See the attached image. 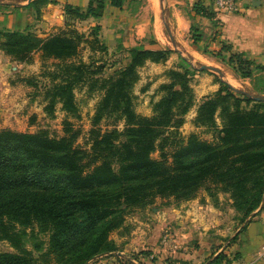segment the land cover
Returning a JSON list of instances; mask_svg holds the SVG:
<instances>
[{"label":"trees","instance_id":"obj_1","mask_svg":"<svg viewBox=\"0 0 264 264\" xmlns=\"http://www.w3.org/2000/svg\"><path fill=\"white\" fill-rule=\"evenodd\" d=\"M48 1L35 0L27 6L34 7L38 17L40 7ZM107 1L122 8L126 2L138 0H90L85 9L67 5V26L100 19ZM195 11L210 19L216 16L200 3ZM93 30L97 36L101 27ZM1 31L5 38L1 49L19 62L28 61L34 52L54 59L71 58L77 54L81 38L78 29L67 34L62 30L46 39L34 34L30 27L24 31ZM192 38L194 43L202 40V33L195 25ZM170 54V49L161 47L130 48L128 63L102 81L105 94L93 125L100 124L106 114L116 113L125 121V129L104 133L100 129L91 130L89 153L76 146L78 133L68 128L67 135L59 139L50 137L47 131L0 132V234L21 252H0V264H35L32 253L23 248L24 232H17L16 224L31 228L37 223L42 233H50L49 253L60 263L86 264L117 250L109 234L123 224L122 206H144L157 196L190 201L210 183L215 186L207 187L211 197L217 193L230 196L233 209L241 216V224L264 209V101L240 95L221 80L220 90L200 105L196 119L198 125L215 128V116L221 111L225 122L218 142L203 141L192 135L186 142L176 144L171 163L163 142L167 140L166 133L177 130L194 106V93L189 85L193 66L182 58L189 68L170 72L173 81L162 86L165 95L154 105L153 118L135 113L132 89L139 80L138 69L147 62H166ZM205 54L227 63L241 79L254 78L256 71L264 73V65L236 52L229 43L223 42L218 52L206 49ZM65 69L67 77L58 73L55 78H62L53 83L48 93L51 99L47 110L52 115L57 103L76 114L74 90L86 81L89 73H94L91 65L85 63L66 65ZM243 103L252 107L245 111ZM159 140L163 143L162 160L157 161L151 154ZM86 158L91 161L85 163ZM36 248L40 250L39 246ZM222 261L232 264L233 260L220 253L209 264Z\"/></svg>","mask_w":264,"mask_h":264},{"label":"rangeland","instance_id":"obj_2","mask_svg":"<svg viewBox=\"0 0 264 264\" xmlns=\"http://www.w3.org/2000/svg\"><path fill=\"white\" fill-rule=\"evenodd\" d=\"M2 1L24 3L19 0H0ZM160 9L158 5L159 13L162 12ZM136 10V13L139 12V6ZM159 17L158 21L163 25L164 32L167 34L162 18ZM75 25L65 27L63 30L67 34L71 29H78L81 35L77 54L67 59L49 58L42 52H34L28 61L19 62L1 49L5 38L0 33V132L3 130L20 133L47 131L50 137L59 139L67 135L66 129L68 128L78 133L76 146L89 153L92 147L91 130L100 129L104 133L115 129L118 131L125 129V121L116 113L106 114L96 127L93 125V120L105 94L102 81L114 75L116 70L128 63L129 49L133 47L112 42L109 37L106 38L102 29L95 36L94 27H75ZM30 28L34 34L38 35L35 27ZM133 28L132 34L137 27ZM152 29L153 27L147 37L135 39L137 46L170 49L171 54L166 62H147L138 69L139 80L132 89L133 109L138 116L154 117V105L165 95L162 86L173 81L170 72L173 70L184 72L189 68L183 59L193 66V74L189 76V85L194 93V106L184 116V121L177 130L171 129L166 133L167 140L163 142L166 145L164 152L168 156V163H171L176 144L186 142L192 135L203 141L218 142V135L223 129L225 117L222 118L219 110L215 116V128L198 125L196 123L198 109L205 100L218 93L221 88L220 81L227 82L225 72L233 73V69L227 63L224 64L220 59L207 54L211 61L192 63L191 58L176 55L178 50L170 40L167 41V45L161 46ZM1 30L5 28L0 26V32ZM39 30L43 32L45 29L39 28ZM149 30L150 27H148ZM51 31L45 30L43 34L47 35ZM55 34L47 35L43 39ZM79 63L90 64L91 71L94 73H89L86 81L80 83L74 90L78 112L71 114L63 109L61 103H57L55 112L53 115L50 114L47 110L51 99V95L48 94L50 87L58 82L61 76L67 77L66 65ZM204 65L216 70H201L200 67ZM58 73L61 76L55 78ZM232 87L248 93L251 99L264 97V73L256 71L254 78L243 79L238 87ZM251 107L252 104L248 106L245 103L242 104V109L245 111ZM161 142L162 140L157 141L156 150L151 154V158L157 161L162 160L161 145L163 143ZM90 161V158H86L84 162L89 163ZM207 187L214 189L215 186L210 183L202 187L196 198L190 201H183L175 196H157L144 206H122L123 224L109 234V240L115 244L117 250L99 255L86 264H204L206 262L209 264L215 259L214 255L218 248L227 244L228 237L240 234L241 229L243 227L245 229L246 225L252 223L257 216L264 219V209L260 212L256 211L244 224H241V216L233 209L230 196L217 193L216 196L211 197ZM196 200L199 205L192 207V201ZM200 205L202 208H199ZM204 216L209 219L208 222L212 223L211 228L206 230L211 231L209 233L212 237H219L220 232L217 231L219 227L226 228L228 233V236L225 234L226 237L222 238L223 243L215 245L212 255L208 257L201 254L198 244L200 241L192 238L193 228H190L195 223L191 222L192 218L199 222L204 219ZM202 226L204 227L203 223ZM203 227L202 232L205 231ZM16 231L24 232L23 248L32 253L35 264H62L53 254L49 253L50 233H42L37 223H34L31 228L16 224ZM37 246L40 250L36 248ZM0 252L21 253L11 242L2 239L1 234Z\"/></svg>","mask_w":264,"mask_h":264},{"label":"crops","instance_id":"obj_3","mask_svg":"<svg viewBox=\"0 0 264 264\" xmlns=\"http://www.w3.org/2000/svg\"><path fill=\"white\" fill-rule=\"evenodd\" d=\"M89 1L49 0L40 7L38 17L35 8L27 6L29 4L27 2L2 1L0 2V26L9 31H24L27 27H35L38 36L45 38L47 35L61 32L65 27H69L66 23L65 7L67 5L85 9ZM199 3L208 10L214 11L215 18L210 19L197 15L195 6ZM158 5L162 10L160 13L157 11ZM133 6H135L134 9H131ZM138 6L139 12L136 13ZM158 16L162 18L167 34L164 32L163 25L158 21ZM75 24V27L99 26L106 38L109 37L112 42L127 47L137 46L135 39L147 37L153 27L152 31L161 46L167 45V41L170 40L178 50L176 55L183 58L189 57L192 63L211 61V58L205 54V50L218 52L222 43L225 42L231 44L236 52L244 53L249 60L258 65H264V0H241L236 12L233 13H218L215 0H138L128 1L122 8L113 7L110 1H107L100 19L91 18ZM193 25L198 27L202 33V40L198 43H194L192 38ZM133 27L137 29L132 34ZM148 27H150L149 31ZM39 28L52 31L45 35L43 34L45 30L42 32ZM225 79L234 87L243 82V79L231 71L225 72ZM198 205L197 200L192 201V207ZM199 208H202L201 205ZM208 220L206 216L199 222L192 218L191 222L195 223L190 227L193 228L192 238L200 241L198 244L201 254L207 257L212 255L215 245L223 243L222 238L226 237L225 234L228 236L226 228L219 227L217 228L220 232L219 237H212L209 233L211 231H206L212 225ZM202 227L205 229L204 232L201 230ZM237 236L238 238L234 240ZM237 236L228 237L227 244L218 248L214 257L224 253L233 260L232 264H264V219L257 216L249 224L247 230ZM236 256L237 259H235Z\"/></svg>","mask_w":264,"mask_h":264},{"label":"built area","instance_id":"obj_4","mask_svg":"<svg viewBox=\"0 0 264 264\" xmlns=\"http://www.w3.org/2000/svg\"><path fill=\"white\" fill-rule=\"evenodd\" d=\"M241 0H215V7L218 13L236 12ZM263 256V254L261 255Z\"/></svg>","mask_w":264,"mask_h":264},{"label":"water","instance_id":"obj_5","mask_svg":"<svg viewBox=\"0 0 264 264\" xmlns=\"http://www.w3.org/2000/svg\"><path fill=\"white\" fill-rule=\"evenodd\" d=\"M19 1H23V2H27V3H31V2H33V1H35V0H19ZM165 25H166V28H167L169 34L171 35L168 25H167L166 23H165ZM200 69H201V70H210V71H215V70H216L215 68L210 67V66H207V65L201 66ZM236 91H237L238 93H241V94H243V95L249 97V98L251 97V96H250L248 93H246V92H243V91L238 90V89H236ZM253 99H255L256 101H264V97H254ZM119 255H122V254H119Z\"/></svg>","mask_w":264,"mask_h":264},{"label":"bare ground","instance_id":"obj_6","mask_svg":"<svg viewBox=\"0 0 264 264\" xmlns=\"http://www.w3.org/2000/svg\"><path fill=\"white\" fill-rule=\"evenodd\" d=\"M238 87V86H237Z\"/></svg>","mask_w":264,"mask_h":264}]
</instances>
